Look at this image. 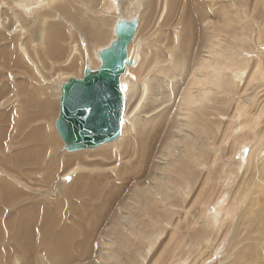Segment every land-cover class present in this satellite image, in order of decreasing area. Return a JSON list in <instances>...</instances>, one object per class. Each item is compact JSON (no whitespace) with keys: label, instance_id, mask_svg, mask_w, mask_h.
I'll return each instance as SVG.
<instances>
[{"label":"rangeland","instance_id":"rangeland-1","mask_svg":"<svg viewBox=\"0 0 264 264\" xmlns=\"http://www.w3.org/2000/svg\"><path fill=\"white\" fill-rule=\"evenodd\" d=\"M29 1L32 4L41 1L45 5L43 0ZM109 1L62 0L58 6L65 5L73 13L76 22L84 25L92 17L88 16L89 12L98 15L99 20L103 18L99 17L100 13L110 15L106 12ZM111 1H116L119 7H129L130 10L137 4L135 10L130 11L131 15L125 16L131 18L139 15L138 33L131 45L136 64L129 69L126 77L127 94L130 96V92L135 93L129 97V109L132 113L129 124L136 126V122L144 118L151 124L154 136L139 139L136 126V129L129 131V139L118 143L121 137L118 142L113 143H118L115 145L116 157L111 154L113 165L105 166L109 161L103 158L89 161L101 163L102 165L95 166L96 171L106 170L109 174L116 173L121 165L126 171L133 165H142L147 156H150V162L142 170L140 179L127 188L112 208L107 209L109 213L97 230L86 233L91 230L94 218L83 222L80 229L71 220H59V230L72 226L64 236L61 231L60 236L71 244H78V252L72 250L74 255H80L84 247L95 249L90 258L85 260L81 256L77 264H180V261H187L188 264H264V163L257 166L252 162L245 171L238 172L243 149L247 147L245 140L255 144V136L249 126L242 130V126L238 125L242 122L245 110L254 114L264 102V0L242 1V7L237 12L232 0H177L173 9L170 7L173 0ZM227 8L228 11H225ZM121 11L112 16L116 18ZM3 17L0 14V20ZM113 17H110L111 21ZM183 17L191 18L194 24V30L191 31V57L206 58L204 66L223 63L228 68V76L237 68L241 70L239 73L243 72L236 77L234 85L230 86L232 89L227 86L223 88L225 93L211 89L206 99H202L207 106L212 103L203 114H191L190 111L191 95L200 94V88L192 86L193 77L186 79L184 75L175 81L167 82L160 78L152 81V76H159L157 63L151 75H144L147 65L154 58L166 62L170 56L169 47H176L171 57L173 61L176 59L177 47L182 41ZM30 19L31 28L37 35L41 29H47V25L42 27L40 21H35L33 17ZM91 23L93 25L94 22ZM65 26L63 36L56 43L60 47L58 49L64 51L61 57L52 58L44 54L42 45L32 38L29 40L28 33L20 36L18 43L12 46L7 44L5 38L0 39V87L4 84L11 86V90L0 99V114L12 113L8 118L2 116L1 131L8 128V136L1 140L2 146L8 139H27L26 131L23 133L20 130V107L26 104L27 94L22 93L15 85L22 82L29 88L32 97L30 105L25 107H40L41 102L47 100L41 96V92L47 87L54 93V97L48 100L53 106L52 118L48 120L49 112L43 109L41 117L31 123V129L43 125L45 131L57 141L58 146L51 160V168H58L57 171L50 174L43 172L47 161L42 147L38 146H31L29 150L30 158L36 157L35 160L27 159L19 168L0 167L3 180L9 181L17 189L28 191L30 195L23 197V203L15 209V217L20 216L19 206L31 205V199L35 195L38 197L43 194L40 196L43 204L55 203L57 200L60 202L59 190L42 189L44 179L55 180L70 169H76V163L68 166L65 158L73 153L63 150V142L55 129V120L60 110L59 87L71 77L82 78L84 71H81L88 62L92 69L97 68L99 63L94 55L114 38L113 29L108 28V25L105 26L107 30L102 32L104 38L100 44L91 39L85 40L78 34L74 30L76 23L67 21ZM0 31L5 33V37L14 35L2 29ZM23 44L26 45L29 56L21 49ZM74 44L78 45L79 52L75 56V64H71L66 71L63 63L70 57ZM3 49L6 51H2ZM9 51L11 53H7ZM184 56L180 57L181 61ZM7 57L11 58V62L6 61ZM43 75L51 83L45 84L41 78ZM162 82L172 89L167 90ZM233 91L242 98L238 100ZM152 107L155 109L149 112L151 115L146 116ZM233 108H240L239 112H235ZM164 114L165 118L162 117ZM262 116L264 114L258 117L257 128L264 135ZM236 132L237 138H232ZM156 134L158 136L153 140ZM139 140L141 145H137ZM263 146L264 141L258 145V149ZM12 154L21 155L17 150L7 154L0 152V160ZM55 157L58 158L57 167L53 165ZM200 160L203 162L200 163ZM195 161L198 162L193 165ZM198 165L202 169L200 174L196 171ZM257 170H260L259 174L254 173ZM12 177H21L24 182L13 183L10 180ZM71 178L69 175L66 181L70 182ZM256 191L261 192V195H254ZM220 197L222 198L219 199ZM223 197H227L228 202L233 198L234 208L222 224L216 225L214 219L226 215L229 207L227 200H222ZM70 199L69 204L82 203L77 207L82 212L87 208L84 203L91 200H83L75 195ZM149 212L153 214L150 215ZM254 220L258 224L253 223ZM71 230L77 232L72 233ZM89 233L91 234L86 236ZM255 253L258 258L256 262ZM64 255L66 253L57 258ZM36 258L41 261L40 264H46L44 254H38Z\"/></svg>","mask_w":264,"mask_h":264},{"label":"bare ground","instance_id":"bare-ground-1","mask_svg":"<svg viewBox=\"0 0 264 264\" xmlns=\"http://www.w3.org/2000/svg\"><path fill=\"white\" fill-rule=\"evenodd\" d=\"M43 1L45 5L41 1H36L34 4H32L31 1L29 0H27L26 2L25 0H0V14L4 16L2 20H0V29L8 31L10 34H14L11 37H5L6 36L5 33L3 31H0V39L5 38L4 40L7 42V44L12 46L18 43V39L20 36H24L25 33H28L29 40H31L32 38L34 42H37L42 45V47L44 48V54L52 58H56L64 55V51L58 49L60 47L57 46L56 43L58 42L59 38L63 36V32L64 29L66 28L65 25L67 21L76 23L74 30L78 34L82 35V37L85 40L91 39L94 43H98V44H100L104 38V34L102 32L104 30H107L105 26L107 27L108 25V28L113 29V34H114V27L117 22L116 21L117 18L132 19L134 17H138V28H139L138 14L134 15L133 17L131 16V18H128L131 15L130 11L131 10L134 11L135 6L137 4H135V6L133 5L134 7L131 6L132 8L130 10L129 7L128 8L119 7L116 1L110 0L106 5V12L110 13V15L107 16L104 15L105 12L100 13L99 17L101 16V18L102 17L103 18L99 20L98 15H94L93 13L91 14V12H89L88 16L90 15L92 17L89 18L87 17V18L91 22H94L93 25H90L92 24L90 21H88L84 25H81L76 22L73 13H71V11L68 8H66L65 5L58 6V4L62 3V0H49V2H46V0ZM242 1L245 0H232V5L235 7L236 12L237 10L240 9V7H242L243 4ZM176 2L177 0L172 1L170 5L171 9H173V7L176 5ZM34 5L36 7H34ZM119 10L122 11L117 14L116 18H114L112 15ZM225 11H228V8L225 9ZM237 16L241 17L240 14H237ZM31 17H33L35 21H40L42 27L47 25V29H41L39 35H37L35 31L31 28L30 25ZM110 17L114 18L113 21H111ZM64 19H67V21H65ZM191 20H192L191 18H185V17H183L181 20V25L183 29L181 36L182 41H181V45L177 47L178 53L176 59L174 61L171 59V57H173L172 51L176 47L175 46L169 47L168 50L170 51V56H168L166 62L154 58L151 61V63L147 65L148 66L147 71L144 72V75L145 74L151 75V72L155 67V63H157L158 66L157 72L159 76H152V81H156L159 78L161 80H166L167 82L169 80L175 81V79L182 78L184 75L186 76L185 77L186 79L193 77L192 86L195 88L196 87L200 88V94L191 95L192 100L190 101L192 102H191L190 111L191 114L192 112L203 114L207 109V107H209L212 104L210 103L207 106L206 104L203 103L204 101L202 102V99L207 97V95L211 93V89L212 91H218V93H220V91L221 93H225L223 88L227 86L229 89H232V87L230 86L234 85L233 83L236 77L240 76V74H242L243 72L239 73L241 70H238L237 68L234 72H232L228 76V68L223 63L214 64L213 66L211 64H209V66H204L206 58L194 59L193 57H191L190 55V50L192 49L191 31L194 30V24L191 22ZM138 28L132 43L128 47V51H129L128 56L131 60L135 62L134 65L136 64V59L133 57L131 53V47H132L131 45L133 44L137 36ZM20 32H22L23 34L18 35L17 33ZM257 37H260V35H258ZM21 49L24 51V53L27 56H29V52L25 44L21 46ZM2 51H6V50L3 49ZM98 51L96 52V56L94 55L95 59L97 58ZM78 52H79V47L78 45L74 44L71 50L70 57L63 63L64 65L63 67L66 68L65 69L66 71L71 64L72 65L75 64L76 61H74V59L75 56L78 54ZM7 53H11V51ZM183 55L185 56L184 59L181 61L180 57ZM6 61L11 62V58L7 57ZM89 63L90 62H88L87 65L92 67V65ZM134 65H131L127 69L126 73L123 75L121 79L122 88L125 94L126 101H125V113L122 123V127H123L122 136H121L122 139L121 141H119V139L121 138L120 137L117 141H115V142L119 141L118 143H122L123 141L129 139L130 136L129 131L136 129V126L138 128L137 130L139 131L138 132L139 139H142L146 136L151 137L150 135L154 136L150 128L151 124L144 118H140V120L136 122L137 123L135 124L136 126L129 124V120L131 119L130 116L132 115L131 110L129 109V104H130L129 97L131 95H135V93L130 92L132 93L130 94V96L129 94H127L128 84L126 77L130 72L129 69ZM139 67L142 68V65H140ZM84 70L85 69H82L81 72H83ZM41 78L44 80L45 84L48 85L49 83H51V81L47 80V78L44 75ZM135 79L138 80L137 77ZM135 79L134 81H136ZM134 81L132 80V82ZM134 83H131V85L134 86L133 85ZM162 84L167 90L171 88L170 85L164 82H162ZM15 87H17L22 93L27 94V98L25 101L26 104L21 105L20 107V114H21L20 130H22L23 133L24 131H26L27 139L19 140V141H13L11 139H8L4 142V145L2 146L1 140L8 136V128L5 127L2 131L0 128V152L3 154H7V153H13V151L17 150L21 154V155L12 154L11 156H8V158L4 160H0V167L7 166L9 168H19L24 164V161H26L27 159L35 160L36 157H34L33 159L30 158L29 150L31 146L34 147L38 146V147H42L43 153L45 154V160L47 161L46 167L43 170V172L45 174H50L51 172L55 173L58 168H51L52 167L51 160H52V155L58 146L57 141L54 140V138L45 131L43 125H38L31 129V123H34L36 119H39L41 117L40 112L43 109L49 112L47 119L50 120L52 118L53 106L48 100H51L54 97V93L50 90L49 87H47L43 91V93L41 92L42 99L46 98L47 100H43L40 104V107H25L27 105H30V101L32 97L29 88H27V86L22 82L16 84ZM60 87H59V93H60ZM159 89H161V87ZM9 90H11L10 84H4L2 87H0V99ZM232 93H236V92L233 91ZM236 96L238 100L242 98V96L239 95L238 93H236ZM251 101L252 103L254 102L253 100ZM154 109L155 108L152 107V110L148 111L146 113L147 114L146 116L151 115V113L149 112L153 111ZM233 109H235V112H239L240 108H233ZM11 114L12 113L0 114V125L2 122V116L4 118H8L11 116ZM262 114H264V102L261 103L256 113L251 114L247 110H245L244 115H242L241 118L242 122L240 121L241 123L238 126L239 127L242 126V130H245V127L249 126V130L255 136V140H254L255 144L249 140H245V145L247 146L245 148L249 149V153L246 157L243 155L242 159H240V163L238 162L239 163L238 172L245 171V169L251 166L252 162L255 163V165L257 166H260L262 163H264V146L258 149V145L262 141H264V135L263 132L257 128L258 127L257 121L259 120L258 117ZM244 116H246L247 118V120L245 121H244ZM162 117L165 118L166 115L164 114L162 115ZM262 119L264 120V116H262ZM251 124H253L254 126H250ZM15 132H17V130ZM237 135L238 133L236 132L235 134L232 135V138H237ZM157 136L158 134L155 135L153 140H156ZM113 143H109V144H113ZM118 143L107 147L104 146L109 144L102 145L103 147L100 146L101 148L99 147L95 148V150L99 148V150L96 151L94 149H87V150H82L83 152L77 151L78 153L71 152L73 154L67 156L65 160L68 161L69 167L70 164L76 163L75 165L76 169H70L67 173L63 174L62 176H59L55 180L44 179L42 181L43 190L44 188H46V189H50L51 191H58V190L60 191V195H59L60 202L57 200V202L55 203L43 204L41 203V198H40V196L43 194L40 195L38 192L39 194L38 197H35L36 196L35 195L31 199L32 202L31 205L19 206L21 209L19 217H15L16 215L15 209H17V206L19 204L23 203L22 200L23 197L25 196L30 197V195L28 191H24L13 187L9 181L3 180L0 175V202H1L0 203V264H18V263L40 264L41 261L36 258V255L38 254H44L45 256L44 262L46 264H72L74 262H76L77 264L78 259L81 258V256L84 257L85 260L90 258V256L93 254L92 250L95 249L90 247H84L82 248L81 253L79 252L80 255L77 253L74 255L72 250L78 252V248H79L78 244L76 245L73 243L71 244V242L63 238V236L72 228V226L71 227L67 226L64 227L62 230L61 229L59 230V225H57V223L59 224L58 222L59 220H67V222L68 220H71L72 223L75 226L78 225L79 226L78 229H80V226L82 225L83 222H86L89 219L91 220V218H94V222L92 221L93 224L90 225L91 230L86 231V233L91 232L92 230H97L100 224L106 218L107 214L109 213L107 209L108 208L110 209V207L112 208L114 203L127 190V188L129 186L132 187L134 183L138 179H140L139 176L143 173L142 170L146 169L148 163L150 162V156H147L143 159L142 165H133L129 168L128 171H126V168L123 165H121L119 170L114 174H109V172L106 170L97 172L95 166H99L102 164L98 162L89 161V160L103 158L109 161L107 164H105V166L113 165L114 162L111 159V154L113 155L114 158L116 157L115 145H117ZM141 144L142 142L139 140L137 142V145H141ZM249 145H252V147H250ZM117 149L118 148H116V150ZM151 149H152V145L150 146V150ZM89 150H94V151H89ZM197 162L195 161L193 165L197 164ZM199 162L202 163L203 161L201 162L200 160ZM205 162H207V160ZM53 165L54 167H57L59 165L57 157L54 158ZM262 166H263L262 171L264 172V164ZM201 170L202 169L200 165H198L196 167V171L200 174ZM254 173L259 174L260 170L254 171ZM69 175L72 178L70 182H67L66 178L69 177ZM232 175L233 174H231L230 176L232 177ZM10 180L13 183L22 184L24 182V179L21 177L20 178L12 177L10 178ZM58 181H62L63 183H60ZM73 195L79 196L82 199L83 198L88 200L89 198L91 199L88 202L84 201L85 202L84 206H87L86 210L88 212L86 210L82 212L81 211L82 209L80 210L79 208H77L80 207L82 203H80L81 205L76 202H72V204L68 203L69 201H71L70 198ZM254 195L260 196L261 192L256 191ZM221 198L222 197H220L219 199ZM232 199L230 200V202H228L227 197H223L222 200L224 202L227 200V204L229 205V207L226 209L227 210L226 215L224 216L222 215V217L217 220L214 219L216 225L222 224V222H224L225 219H227L230 216V211H232V209L234 208V199L233 201ZM222 211L224 212V210ZM149 213L150 215L153 214L152 212ZM253 223L258 224V221L254 220ZM61 231L64 233L63 236H60ZM71 232L75 233L77 231L71 230ZM90 234L91 233L86 234V236ZM65 253L66 255H64V257L62 256L57 258L59 255L61 256L62 254ZM67 256L69 258H67ZM257 259H258L257 254L255 253L254 262H256L255 260ZM180 264H188V262L180 261ZM239 264H243V263H239Z\"/></svg>","mask_w":264,"mask_h":264},{"label":"water","instance_id":"water-1","mask_svg":"<svg viewBox=\"0 0 264 264\" xmlns=\"http://www.w3.org/2000/svg\"><path fill=\"white\" fill-rule=\"evenodd\" d=\"M138 28V17L119 18L112 42L99 50V66L85 67L82 78L71 77L60 87V110L55 121L63 150L95 149L122 135L125 94L122 77L134 65L128 56ZM246 157L249 149H243Z\"/></svg>","mask_w":264,"mask_h":264}]
</instances>
